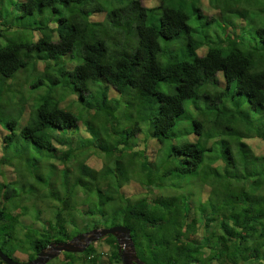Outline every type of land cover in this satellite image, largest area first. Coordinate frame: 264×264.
<instances>
[{
    "label": "trees",
    "instance_id": "obj_1",
    "mask_svg": "<svg viewBox=\"0 0 264 264\" xmlns=\"http://www.w3.org/2000/svg\"><path fill=\"white\" fill-rule=\"evenodd\" d=\"M263 1L206 0L215 8L212 15L203 12L201 0H149V5L141 0H0V15L7 6L8 14L31 18V28L41 31L33 41L9 38L13 35L10 34L0 44V94L6 98L5 102H10L16 92L10 85L17 84H2V80L13 77L14 82L16 76L24 74L15 72L29 62H33L34 72L38 70L44 76L49 77L54 71L51 79L54 87L60 79L69 82L68 93H77L76 100L90 93L97 99L85 103L91 109L89 125L84 129L88 143L79 147L77 131L71 129L72 134L64 135V129L75 126L82 117L75 103L60 106L53 96L45 94L35 104L28 122L17 127L18 131L13 130L14 118L3 120L8 131L1 135L2 151L18 138L20 144L12 149L15 153L31 143L34 149H45L49 156L55 154L56 166L48 163L51 165L45 177L50 178L52 169L59 170L62 193L46 187V195L54 201L51 219H40L39 209L33 207L34 218L42 226L25 225L18 219L22 196L14 181L7 180L1 172L0 250L13 259V251L25 254L28 259L49 241L67 240L76 232L120 223L129 228L135 253L146 264H264V254L260 259L257 253L258 245H264V202H260L264 200V191L259 189L264 184V165H259L258 160L264 157V152L240 153V161H256L254 174L248 177L242 174L246 168L238 171L235 164L236 142L232 139L236 133L264 139V132L258 127L249 131L250 121H246L245 113L237 119L241 111L236 99L244 96L259 111L257 118L261 122ZM249 7L258 11L250 19L252 25L247 27L243 21L250 18ZM192 16H202L208 27L216 26L213 41L208 40L207 32L196 35L192 24H188ZM155 17L156 26L152 24ZM245 32L247 38L243 37ZM9 33L8 28H0V36ZM97 78L127 99L128 104H121L119 115L116 114L119 101L111 102L114 98L106 94L107 87L105 92L95 95ZM36 86L31 84L32 89ZM26 95L30 97L33 92ZM188 98L192 116L185 112L184 100ZM240 122L244 128H236ZM178 128L183 137L174 136ZM115 130L122 132L112 143ZM139 130L142 134L139 142L147 147L151 141L157 151L164 153L161 160L139 155L137 149L122 154L124 148L119 146L126 136ZM73 136L77 143L73 142ZM55 138L65 145L63 149L54 145ZM215 144L219 147L217 153L206 157L208 165L221 161L223 173L215 170V178L239 180V190L235 193L225 190L224 200L218 206L211 204L209 212L200 201L198 215H190L189 203L185 212L180 206L169 209L168 196L152 190L160 176L157 167L169 168L176 175L189 173L198 168L205 151ZM243 146L241 143L240 148ZM88 151L92 155L89 158ZM100 156L104 159L100 160ZM131 162L136 180L144 186L141 197L129 198L120 187L127 180L124 170ZM73 172L76 178L71 181ZM30 174L34 181L33 172ZM243 181H247V187L242 186ZM26 183L29 182L26 180L20 188ZM9 201L12 205H8ZM110 201L112 207L106 205ZM76 213L85 217L80 226L74 219ZM198 221L203 226L200 234L196 233ZM18 226L24 229L22 238L17 235ZM209 237L213 241L210 245ZM99 240L106 244L104 255L91 242L81 252L62 251L56 264H122L114 237L106 234ZM248 248V255L243 257ZM0 264L4 263L0 260Z\"/></svg>",
    "mask_w": 264,
    "mask_h": 264
},
{
    "label": "rangeland",
    "instance_id": "obj_2",
    "mask_svg": "<svg viewBox=\"0 0 264 264\" xmlns=\"http://www.w3.org/2000/svg\"><path fill=\"white\" fill-rule=\"evenodd\" d=\"M153 1V0H152ZM263 1V0H262ZM141 2L146 3L147 5L149 0H141ZM264 2V1H263ZM213 5H208L206 0H201V8L204 13L214 14L215 8H213ZM262 7H260L261 9ZM249 13L245 21V25L247 27L251 26L252 23L250 22V19L255 17L254 12L258 11L256 7H249L248 8ZM261 13V12H260ZM215 15V14H214ZM4 16V19H3ZM258 18V17H257ZM261 18V17H259ZM203 17L202 16H192L188 19V24H192L194 32L196 35L203 36L205 35V32H207V38L208 40L213 41L215 39V36L212 34L213 29L216 27L214 24H212L211 27H208V25L203 24ZM257 20V19H256ZM32 19L29 17H21V16H15L13 13H7V6L5 9L1 10L0 15V28L6 29L10 31L8 35L2 34L0 36V44H3L5 41H7V36H10V34H13L11 37H15V39H20L22 41L29 40L33 41L41 31L37 29L31 28L33 25L31 23ZM237 21V20H236ZM44 22V21H42ZM153 25H158V19L155 17V19L152 20ZM53 26V24H51ZM211 28V29H210ZM6 32V31H5ZM55 37V32L52 35V38ZM244 38L248 37L247 32L243 35ZM174 47L176 46V43H173ZM197 53L201 54L199 50H196ZM73 53H75V49L73 50ZM65 58H71V57H65ZM159 60H163L162 57L159 58ZM77 61H79L77 59ZM76 61V62H77ZM75 62V63H76ZM40 68V66H39ZM42 68V67H41ZM19 71H24V74L22 76H16L19 80L15 77L13 82V77H8L2 80V84L11 83V84H17V85H10V87L14 88L16 92L14 93V97H12L10 102H5L6 98L2 97V93L0 94V175H5L6 179H11L14 181V187L16 190H19L20 196H22V199L19 201L21 203V207L19 208V216L18 219L21 223L25 225H30L33 227H41L42 224L39 220L34 218L35 212L34 208L39 209V218L40 219H47L52 216V207L51 204L54 203L53 200L48 198L46 195L45 189L48 187L49 189L54 190L56 188L57 193H62L61 187L59 185V180L61 177V172L59 170H51L50 171V178L47 176V173L49 174V171L47 168L48 163H52L54 166L55 161L54 158L55 154L51 156L48 155L49 153L43 149V148H33V145L31 143H27V145L30 147V150L27 148L28 146H24L20 151H17L16 153L12 151V149H16L18 145L20 144L18 138L14 139V142L9 145V147H6V151L3 152L1 148V135L6 131L3 125V120L8 117H12L15 119V124L13 127V130L18 131V126L25 124L28 122L29 117H31L32 112L34 110L35 104L39 101V99L44 96L45 94H49L50 96H53L57 102L58 105L64 106L71 103H75L78 105V114L82 115L78 119V122L75 126L68 127L64 129L65 134L64 135H70L73 132H78L76 137L78 136L79 139V146H81L83 143H88V140L84 139V136L87 137V132L84 131L86 129V124L89 125V121L91 119L90 111L91 109H88L89 106H86V102H96L97 99L95 98L94 94H85L81 99L76 100V94L74 93H68V83H64V80L60 79L59 84H57L55 87L52 84L53 81L52 75H54V71L51 72L50 76H44L40 71L34 72V65L33 62H29L28 65L24 68L18 69L15 73ZM220 77V75H218ZM35 83L37 86L35 88H31V84ZM98 87L96 89L95 95H100L101 91L104 90L107 87L106 94H108L109 97H113L114 100L111 102H118V108H116V114L119 115V109L121 104L123 106H126L128 104L127 99L125 100V97L123 95H120L116 90H114L110 85H107L105 87V84L103 83L102 79L97 78L95 82ZM63 85V86H62ZM17 86L19 88V91L17 93ZM22 93H21V92ZM33 92V95L30 97H27L26 92ZM20 92V93H19ZM19 95L24 96L26 99H19ZM236 99H238L239 107L238 109L241 111L240 115H238L237 119H241L244 116L245 118H248L246 121H250V125L248 126L249 131L254 129V127H258V129H261L264 132V115L261 116V122L258 120V116L260 115L259 111L256 110L254 107L250 106L244 96H236ZM198 102H202L201 100H198ZM184 103L186 105V111L187 113L191 114L188 110L187 105L191 104V99H185ZM9 104V105H8ZM76 110V111H77ZM75 111V112H76ZM184 113L182 114V116ZM192 116V114H191ZM236 119V120H237ZM115 121V120H114ZM127 123V121L125 120ZM252 123V125H251ZM116 127V125L114 124ZM239 126L240 128H244V124L242 122L236 124V128ZM73 129L74 131L72 132ZM143 127L141 126V130ZM141 130L137 131L135 134L127 135L126 140L123 144H121L119 147L124 148L122 149V154L126 155L127 153L132 152V149H137V152L139 155H145L147 154V158L151 159L153 157H156L157 159L161 160L164 153L160 150L157 151V149L148 142L147 147L142 145V143L139 142V140L142 138ZM119 131L122 132V130H115L114 133H112V139L110 142L114 143V140L119 135ZM251 132V131H250ZM174 136L179 138V136L183 137V134H181L180 129L178 128L174 132ZM144 135V134H143ZM236 137H233L232 139L236 142V149L234 150L233 154H236V161L235 164L237 165L238 171H243L244 168H246V171H243L242 174H247L248 177H252L254 174V166L256 161L254 159H250L248 162H242L240 159H242L240 153H245L247 150L249 151V155H252L254 153L259 154L264 152V139H261L259 137H256L255 135L250 136L249 134L245 133H236ZM147 137V136H146ZM78 139L73 136V142L77 143ZM54 145H56L58 148L63 149L65 145H61V143L57 142L56 138L53 140ZM138 143V145H137ZM241 143L245 144L243 146V149H241ZM232 146V149L235 147L233 146V143H230ZM218 144H215L209 151H205L204 158L202 162L198 165V168L194 171H191L189 173L176 175L173 174L172 171L169 168H162L158 166V173L160 176L158 179L154 182L153 191H156L157 194H161L164 197L168 196L169 201V209H174V207L180 206L182 208V212L186 210L187 204L189 203L191 206L190 215L197 214L198 215V209L197 204L200 201H203V204L205 206L206 212H209V208L211 207V204L220 205V202L224 200L225 198V190H227V193L230 191H236L240 188L239 180L236 182H231L230 179H225V177L220 176L215 178L214 172L215 170L217 173L222 175L223 173V167L219 165L221 161L216 160L215 163H212L210 166L207 163L206 157L210 154L217 153L218 150ZM142 149H145V151L142 152ZM144 153V154H141ZM86 157H90L91 152L86 153ZM238 155V157H237ZM104 159L103 156L98 157L100 160ZM145 158V157H144ZM240 158V159H239ZM259 165H264V157H259ZM257 160V161H258ZM38 161V164H36ZM126 161V160H125ZM242 162V163H241ZM126 164V162H122ZM47 164V165H46ZM136 165V163L134 162ZM61 165V164H60ZM111 166V164H109ZM128 166L125 167V174H126V181L124 184H122L121 190L123 191L125 196H128L129 198H133L135 196H139L144 191V186L142 183L136 180V174L134 171V165H132V162L127 164ZM258 165V167H259ZM29 166V167H28ZM59 166V165H58ZM57 166V167H58ZM213 166H216L217 168H212ZM220 166V168H219ZM229 168V167H227ZM73 170V169H72ZM165 170V173L164 171ZM30 171L33 172V177L30 174ZM37 171V172H36ZM53 171V172H52ZM156 172V170H154ZM236 174V172H235ZM39 175H43V177H40ZM41 178V179H39ZM76 175L75 172L72 173L71 181L75 180ZM28 181L29 183H26L25 186L20 188V186L25 184V181ZM142 181V180H141ZM50 182V184H49ZM30 184V185H29ZM242 186L247 187V181L242 182ZM28 187L31 188V190H27ZM264 191V184L261 185L259 188ZM44 193V195H42ZM41 194V195H40ZM229 195V194H228ZM227 195V196H228ZM133 196V197H132ZM143 196V195H142ZM234 198V196H233ZM234 201H236L234 199ZM261 203L264 202V200L260 201ZM113 202H107L106 205L112 207ZM8 205H12V202L9 201ZM161 204L158 202V206ZM23 208L22 210V207ZM34 207V208H33ZM81 207V206H80ZM84 208V205L82 206ZM22 210V211H21ZM208 215V214H207ZM210 216V215H209ZM85 217L79 214H75L74 219L76 223L80 226L82 224V221ZM208 218V216H207ZM231 220L228 222L230 223ZM118 224V223H116ZM211 224V223H210ZM68 228V227H67ZM203 226L200 225L199 221L196 226V233H202ZM209 228V227H208ZM24 232V229L18 226L17 229V235L18 237L22 238V233ZM77 233V232H76ZM99 239V238H98ZM95 240L94 244H96L97 248L101 250L102 254H105L106 250V244L102 241ZM257 240V239H255ZM258 240H260L258 238ZM212 239L209 237L208 244H212ZM252 240L250 239L247 244L252 245ZM249 248L243 253V257L248 255ZM260 259L261 256L264 254V245H258V251H257ZM13 257L14 259L20 261L25 260L26 256L23 253L13 251ZM62 253L56 255L55 257L49 259L44 264H56L57 258H62ZM17 255V256H16ZM245 255V256H244ZM104 258V256H103ZM259 262V258L257 260ZM215 264V263H214Z\"/></svg>",
    "mask_w": 264,
    "mask_h": 264
},
{
    "label": "water",
    "instance_id": "obj_3",
    "mask_svg": "<svg viewBox=\"0 0 264 264\" xmlns=\"http://www.w3.org/2000/svg\"><path fill=\"white\" fill-rule=\"evenodd\" d=\"M106 234H110L114 237L116 250L122 264H146L140 260L135 253L129 228L120 223L109 226L92 227L73 234L67 240L49 241L41 247L32 258L23 261L15 260L0 250V260L4 264H44L62 251L81 252L89 243Z\"/></svg>",
    "mask_w": 264,
    "mask_h": 264
},
{
    "label": "clouds",
    "instance_id": "obj_4",
    "mask_svg": "<svg viewBox=\"0 0 264 264\" xmlns=\"http://www.w3.org/2000/svg\"><path fill=\"white\" fill-rule=\"evenodd\" d=\"M93 242H94V241H93ZM60 253H61V252H60ZM60 253H59V254H60ZM25 260H26V259H25ZM20 261H23V260H20Z\"/></svg>",
    "mask_w": 264,
    "mask_h": 264
},
{
    "label": "flooded vegetation",
    "instance_id": "obj_5",
    "mask_svg": "<svg viewBox=\"0 0 264 264\" xmlns=\"http://www.w3.org/2000/svg\"><path fill=\"white\" fill-rule=\"evenodd\" d=\"M84 231V230H83ZM81 232V231H80Z\"/></svg>",
    "mask_w": 264,
    "mask_h": 264
},
{
    "label": "bare ground",
    "instance_id": "obj_6",
    "mask_svg": "<svg viewBox=\"0 0 264 264\" xmlns=\"http://www.w3.org/2000/svg\"><path fill=\"white\" fill-rule=\"evenodd\" d=\"M87 249V248H86Z\"/></svg>",
    "mask_w": 264,
    "mask_h": 264
}]
</instances>
